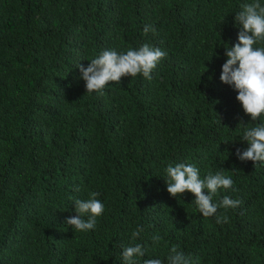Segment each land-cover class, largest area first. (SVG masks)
Returning a JSON list of instances; mask_svg holds the SVG:
<instances>
[{
    "label": "trees",
    "instance_id": "1",
    "mask_svg": "<svg viewBox=\"0 0 264 264\" xmlns=\"http://www.w3.org/2000/svg\"><path fill=\"white\" fill-rule=\"evenodd\" d=\"M251 2L0 0V264H124L137 243L138 264H168L172 246L192 264H264V165L236 155L264 116L252 121L220 80ZM144 44L166 53L151 80L87 92L79 64ZM178 163L201 178L222 170L236 190L213 202L242 204L203 217L191 192L167 191L165 169ZM91 192L104 213L76 231L66 221Z\"/></svg>",
    "mask_w": 264,
    "mask_h": 264
},
{
    "label": "clouds",
    "instance_id": "2",
    "mask_svg": "<svg viewBox=\"0 0 264 264\" xmlns=\"http://www.w3.org/2000/svg\"><path fill=\"white\" fill-rule=\"evenodd\" d=\"M241 8L235 19L242 25V30L238 34V43L225 48L227 59L222 65L220 80L237 91L236 99L241 103L245 114L252 121H257L264 116V46L257 47L264 45V0H252L251 3L242 4ZM143 31L145 34L149 31L155 33V28L147 25ZM165 56L166 53L160 48L144 44L138 50L129 49L126 53L104 50L91 60L87 68L80 64L78 67L87 92L103 95L109 82L119 84L125 76L142 75L151 80V73ZM241 139L249 146L242 152L240 149L236 150L238 159L242 162L250 160L254 166L257 163L264 165V123L246 127ZM165 172L168 193L176 197L186 191L191 192L197 209L205 218L214 216L218 208L236 209L242 204L241 200L227 195L218 203L213 202L219 190H236L233 188V179L222 170L201 178L196 166L178 163L175 166L169 164ZM98 195L97 192H91L86 200L76 199L74 208L77 215L67 219V225L79 232L95 229L97 218L104 213V204L97 199ZM220 222L227 223L228 217H217V223ZM142 231V227L137 228L132 233V238L136 239ZM160 239L159 236L152 238L154 244H158ZM145 253L146 249L139 243L128 246L122 252L123 262L138 264L137 258L144 257ZM167 261L168 264H192L191 257L180 251L178 246L169 249ZM143 264H163V261L149 258L144 259Z\"/></svg>",
    "mask_w": 264,
    "mask_h": 264
}]
</instances>
